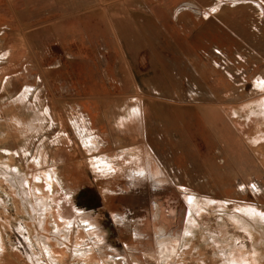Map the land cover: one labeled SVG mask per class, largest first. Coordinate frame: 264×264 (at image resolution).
I'll return each instance as SVG.
<instances>
[{"label":"rangeland","instance_id":"374dc122","mask_svg":"<svg viewBox=\"0 0 264 264\" xmlns=\"http://www.w3.org/2000/svg\"><path fill=\"white\" fill-rule=\"evenodd\" d=\"M153 6L169 33L164 49L175 58L159 64L140 47V58L122 65L118 36L108 38L100 15L81 21L80 33L95 36L75 41L80 49L72 51L71 41L62 46L38 27H10L0 0V264H113V257L120 264H256V257L264 264V240L255 243L233 218L246 206L264 212V120L251 122L243 107L264 92L257 87L264 0H144L145 9ZM162 68L169 73L159 81ZM27 87L33 95L14 104ZM139 99L137 131L120 127ZM41 108L50 110L43 128L12 125L16 114L33 119ZM86 134L101 141L100 151L86 149ZM134 148L145 160L142 171ZM98 157L114 169L103 172ZM50 169L60 186L49 202L63 222L82 225L85 214L94 225L82 235L89 247L83 258L74 255V233L63 261L50 259L40 241L53 234L39 229L38 240L29 233L27 210L40 201L24 193H34L37 173ZM188 199L198 206L190 209Z\"/></svg>","mask_w":264,"mask_h":264},{"label":"crops","instance_id":"0c3cea01","mask_svg":"<svg viewBox=\"0 0 264 264\" xmlns=\"http://www.w3.org/2000/svg\"><path fill=\"white\" fill-rule=\"evenodd\" d=\"M6 2L10 27L14 29L38 27L41 29V35L57 38L62 46L65 42L71 41L72 51L80 49L75 41L89 39L94 35L92 32L80 33L81 21L84 19L94 21L98 14L108 27V38H112V34L118 36L116 39L119 40L118 48L117 45L114 48L121 54L118 57L122 65L129 59L135 61L140 58L144 50H140V47H145L144 52L148 50L159 64H161L160 61L168 62L166 61L168 58H175L169 53L170 50L164 49L169 45V40L165 39L169 33L159 26L160 8L153 6L145 9L144 0H6ZM119 20L123 22H118ZM83 25L84 23L82 27ZM74 26L77 29L75 31L64 30ZM58 28L63 30L59 31ZM99 35L106 40L105 33L104 36ZM108 45L111 44L108 43ZM23 50L34 49L26 46ZM160 72L159 81H162L165 73L169 71L162 68ZM103 116L107 121L106 112Z\"/></svg>","mask_w":264,"mask_h":264},{"label":"bare ground","instance_id":"6f19581e","mask_svg":"<svg viewBox=\"0 0 264 264\" xmlns=\"http://www.w3.org/2000/svg\"><path fill=\"white\" fill-rule=\"evenodd\" d=\"M0 34H2V33H0ZM5 54L7 55V53H5ZM257 82H258L257 83V87L260 90L264 91V80H258ZM32 91H33L32 87H27L26 91L24 92V96L25 97L21 96L19 99L14 100L13 101L14 104H16V105L18 103L20 104V102H17V101H22L24 103V101H26L27 99L30 98V96L33 95ZM136 99H138V98H136ZM139 102H140V99H139V101L136 102V104H134L133 109H130L128 114L126 116H123L120 119V121H119L120 124H121L120 127L124 126L125 128H128V129L132 128V130L135 129L137 131L138 123H136V121L140 120L139 117L141 115V110L139 109L140 108L139 107ZM251 103H254V104H251ZM243 107L246 110V112L251 111L252 115H249V120L251 122L252 121L256 122L258 120L259 121L260 120H264V92H263V94H261L256 99L250 100V103H249V101L244 103ZM236 109L237 108H234L233 110L231 109L230 110V114L231 115L235 114V118L238 119L239 115H238V111ZM228 111H227V113H228ZM241 112H242V110H241ZM49 115H50L49 108H47V109L46 108L45 109L44 108L39 109L37 111L36 115L33 117V119H31L32 116H31V118L30 117L29 118H24L21 115L19 116L18 114H16L13 117V119H12L13 120L12 125L14 124L16 129L19 130V131L25 130V129L34 130L35 128L41 129V128L44 127V119L48 118ZM243 120L244 119H242V121ZM237 125H239V123H237ZM23 126L26 127V128H22ZM73 127L75 129L74 131L79 133L81 128H79L80 126L78 124H76V122L74 123ZM242 127H243V124H242ZM245 129H247V128H245ZM135 134H136V132H134L133 135L135 136ZM81 138H82L81 140H82L84 146L86 147V149L91 151V152H93V151H95V152L97 151L98 152V151H100V149L103 146L101 141L98 138H95L94 136H92L91 134L82 135ZM250 141H252V140H250ZM254 142L255 141H253V143ZM136 150H137V148H134V150L132 152H130V154L131 155H135V158L137 160L136 163L139 165L138 166L139 167L138 171H142L144 166H145L144 165L145 164V160L142 159L141 155L139 154V151H136ZM147 157H148V155H147ZM95 159H97V158H95ZM45 161H46V159H45ZM97 164H98L99 168H101V170L103 172H109L112 168L114 169V167H115V165L111 164L107 160L106 157L105 158H103V157L99 158V160L97 161ZM37 174H39V175H37ZM37 174H36L37 177H40L41 180H38V181L35 180L36 184L35 183L34 184H35L36 188L35 187L33 188V189H36V190H33L35 192L32 193V194L29 191L27 193H24V195H27L30 198H32L33 194H34L40 201V203H36V206H34V208L27 210L28 215L31 217V220L29 221V224H28V227L30 228V231L28 230L29 233L33 236L34 239L37 238L38 240H39V238H41V234H40L41 232L39 231V229L43 230V231L45 230L44 232L47 231V232H50V234H53V237H48L47 236L46 238H42L40 241H42L44 243L45 253L48 254V257L50 259H54V258L58 257L57 259L61 260V261H63V258H64V250H63L64 247L63 246H65V248L71 247V246H69V244H73L72 243V237H73L72 234L74 233L75 234L74 237H73L74 238V246H75L74 255L78 256L79 258H83V257L87 256L85 254V251L89 247L87 245H85V244H87V241H86V239H84V237L87 235V232H88L86 230L92 229L94 225L89 224L90 221L88 219H85L84 216H82V215H79L80 219L82 218V220L84 221V223L82 225H77V224L75 225V224H70V223H66L65 224L63 222V220L61 219V216H60V211L61 210L57 209L53 204H51V202H49V198H52V197L54 198V195H55L54 192H55L56 189L58 190L59 186H60V185L59 186L57 185V184H59V180H58V178H56V174H57L56 169H53V170L50 169L49 172L45 171V172H43L41 174L40 173H37ZM33 177H34V175H33ZM33 177H32V181H33ZM37 177H35V178H37ZM23 180H25V178H23ZM45 184H47V187H48V185L51 186V190L53 192L52 195L50 194V191H48L47 189L44 188ZM192 197H194V196H192ZM28 199L29 198L26 197L23 200V203L25 204V206H26L27 202H29V205L31 204L30 201L32 199H30L29 201H28ZM189 202H190V204H189L190 205V209L196 208L198 206V204L194 201V199L189 200ZM52 203H54V202H52ZM37 206H39L40 209H37ZM71 206L72 205L69 206L70 209L68 211H70L72 213H74V212L77 213V211H74L75 209L73 207H71ZM63 212L65 213V210H63ZM243 212H244V214L247 217L245 215H241V216L233 215V218L235 219V221H237L240 224L241 227H243L244 229L248 230L252 234V236L254 237L255 240H257L256 238H258V240L255 243H259V240L263 241L264 240V233L260 232V230L257 229V228L254 229L255 227L252 226V223L248 219H252L253 222L255 221V223L263 225V228H264V221H261L262 220L261 216L264 215V212L263 213L260 212V214L257 215V213L253 212V210L249 206H246V208L243 209ZM191 213H192V211H191ZM86 221H89V222H86ZM53 224H55V227H56V230L54 232L52 231V228L54 227ZM86 226H88V227H86ZM82 227H83V230H81ZM91 232L98 233V231L96 232L95 230L91 231ZM30 234H29V237H27L28 241L30 239ZM32 242H34V241H32ZM91 255L89 256V258L91 260L95 261L96 260V256H94L95 254L91 253ZM235 257H236V260H237V256H235ZM31 259L34 262L33 257H31ZM67 259H69V258H67ZM112 259H113V261H112L113 264H120V263H118V261H121V259L117 260L119 258L116 259V257L115 258L113 257ZM256 259H257V257H256ZM256 259L254 261L257 264L258 261H256ZM37 260H39V259L37 258ZM242 263L244 264V262H242ZM40 264H45V263L40 262Z\"/></svg>","mask_w":264,"mask_h":264},{"label":"water","instance_id":"95a60500","mask_svg":"<svg viewBox=\"0 0 264 264\" xmlns=\"http://www.w3.org/2000/svg\"><path fill=\"white\" fill-rule=\"evenodd\" d=\"M95 223H97V225H101V223H102L101 218L100 217H97Z\"/></svg>","mask_w":264,"mask_h":264},{"label":"flooded vegetation","instance_id":"af4514ba","mask_svg":"<svg viewBox=\"0 0 264 264\" xmlns=\"http://www.w3.org/2000/svg\"><path fill=\"white\" fill-rule=\"evenodd\" d=\"M194 110H196V111H198L197 109H194ZM196 114L198 115L199 113L198 112H196ZM199 117V116H198ZM216 120H217V118H216ZM218 121V120H217ZM218 123H219V121H218ZM83 214V213H82ZM84 216H85V214H83ZM85 218L86 219H88V220H90V218L89 217H87V216H85ZM105 232V231H104Z\"/></svg>","mask_w":264,"mask_h":264}]
</instances>
